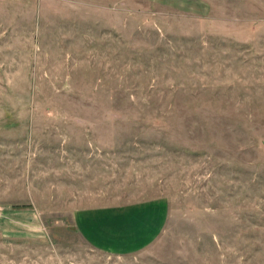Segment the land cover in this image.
<instances>
[{
    "label": "rangeland",
    "instance_id": "obj_1",
    "mask_svg": "<svg viewBox=\"0 0 264 264\" xmlns=\"http://www.w3.org/2000/svg\"><path fill=\"white\" fill-rule=\"evenodd\" d=\"M0 264H264V0H0Z\"/></svg>",
    "mask_w": 264,
    "mask_h": 264
},
{
    "label": "crops",
    "instance_id": "obj_2",
    "mask_svg": "<svg viewBox=\"0 0 264 264\" xmlns=\"http://www.w3.org/2000/svg\"><path fill=\"white\" fill-rule=\"evenodd\" d=\"M126 212V208L120 207L111 210L109 207H100L99 209L89 210L85 209L75 213V222L79 223L80 229L87 241L96 248H103L108 250H122L129 251L130 249H140L143 243H151L158 237L154 235H142L139 239L136 235H118L119 226L117 224H111L109 221L110 215L115 218L117 213ZM15 211L11 215H14ZM94 217V219H93ZM154 232H157L160 221L155 218ZM123 223V229L128 230V224L126 221ZM117 223V222H116ZM114 225V226H113ZM114 236V237H113Z\"/></svg>",
    "mask_w": 264,
    "mask_h": 264
}]
</instances>
